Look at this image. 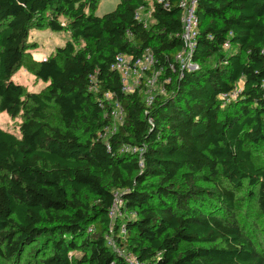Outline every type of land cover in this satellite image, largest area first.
Segmentation results:
<instances>
[{
    "label": "trees",
    "instance_id": "obj_1",
    "mask_svg": "<svg viewBox=\"0 0 264 264\" xmlns=\"http://www.w3.org/2000/svg\"><path fill=\"white\" fill-rule=\"evenodd\" d=\"M100 1L0 0V114L23 116L18 136L0 129V257L18 260L41 239L40 264H127L107 245L112 228L114 245L127 237L128 255L143 264H264L239 228L234 193L220 184L246 182L264 219V169L245 148L264 147V0H198L191 72L176 62L178 0L154 4L148 28L134 18L142 0H118L96 17ZM32 28L68 31L84 48L66 42L37 64L35 78L49 86L30 107L12 76ZM146 50L165 92L149 107L142 85L126 95L110 69L116 56ZM238 84L223 106L219 96ZM114 101L124 120L104 141ZM49 104L61 129L46 121ZM117 193L131 219L113 225ZM75 251L81 256L71 259Z\"/></svg>",
    "mask_w": 264,
    "mask_h": 264
},
{
    "label": "rangeland",
    "instance_id": "obj_2",
    "mask_svg": "<svg viewBox=\"0 0 264 264\" xmlns=\"http://www.w3.org/2000/svg\"><path fill=\"white\" fill-rule=\"evenodd\" d=\"M117 3L118 0H101L94 15L96 17H101L102 15L111 12L112 10H114ZM139 16L143 21H145L147 26H150L152 24L153 21L149 14L148 7L145 6ZM61 22L65 24L64 21ZM28 41L29 47L27 54L25 55L24 62L22 66L18 68L13 74L12 81L22 87L24 92V103L28 104L30 107H33L30 96L34 95L40 99H43L44 96H47L49 86L48 83H43L35 78L34 71L36 70L37 64L53 55L56 48L63 47L66 42L73 43L76 49L84 48V43L80 40H73L71 37V33L68 31L56 33L51 32L45 28L30 29ZM184 68L186 69V71L191 72L197 70L198 66L193 64L190 60L184 63ZM145 79L149 81V83H147V85L145 86V100L148 97H152V95H165V92L162 91L161 83L159 82V74H155L153 76L145 75ZM237 86L241 87V84H238ZM44 114L46 116V121L50 126L60 129L62 128L58 110L55 106L49 104L47 106V109L44 111ZM122 120V111L116 109L115 115L111 119V124L113 125V127H118L122 124ZM22 121V115H19L15 119H11L5 114H0V129L18 136L19 127ZM77 134L82 138H85V136H83L82 134V128L77 131ZM109 136L110 133H107L104 136V141H106ZM245 148L250 151L254 164L264 169V147L247 142L245 144ZM121 154L132 155L133 153L128 151V148L123 147L121 149ZM220 184L222 187L227 188V190H230L234 193V211L239 228L244 237L252 243L254 249L264 257V219L257 208L256 200L254 198V191L247 186L246 182L242 184V187L237 189L230 188L225 182H221ZM201 185L204 187H210L209 184ZM117 195L119 196V193H117ZM130 219L131 216H129V214H125L120 209H117L110 220L113 225H116V223H122L124 220ZM111 236H113L112 228L110 229V235L107 240L109 249L115 253L116 250H120L123 258H128L130 255H128L125 249L128 242L127 237L123 238V236L120 235L123 245L122 248H118L116 245H114ZM42 244L43 241L41 239L37 240L36 243L24 250V252L20 256V259L15 261H6L0 257V264H40L39 262L42 257L47 254V251ZM36 248H38L39 251L38 253L33 255V251ZM80 256L81 254L78 251L71 252L69 254V257L71 259L80 258Z\"/></svg>",
    "mask_w": 264,
    "mask_h": 264
},
{
    "label": "built area",
    "instance_id": "obj_3",
    "mask_svg": "<svg viewBox=\"0 0 264 264\" xmlns=\"http://www.w3.org/2000/svg\"><path fill=\"white\" fill-rule=\"evenodd\" d=\"M144 3L142 6H139L135 11V20L139 23H142L144 28H148L145 21H143L139 14L141 13L142 9L146 6L148 7L149 14L151 16L153 12V5L159 4L163 8H168V2L167 0H142ZM148 2V3H147ZM198 0H178V8L180 10L181 16H180V23H181V34L180 39L183 45L182 51L176 56V62L179 65L181 70H186L184 68V63L191 60V56L194 52V49L197 45V38L199 34V21L196 15V9H197ZM152 18V17H151ZM223 49L228 50L229 49V43L226 42L223 44ZM155 65V58L152 55V53L149 50H146L142 53L140 57H137L133 59L132 57L128 55H118L115 57V60L113 64L111 65V71L115 72L121 83L122 92L126 95H130L134 92L135 89L143 86V91H145V86L147 83H149L148 80L145 79V75L153 76L155 74H160L153 72V68ZM165 84L169 83V79H165L163 81ZM262 86L264 87V81L262 82ZM164 92V90H162ZM241 87H236L229 93V94H221L219 96V100L223 103V106L226 103H229L230 101L234 100L238 93H240ZM156 96V95H155ZM104 97L106 99H110L109 94H105ZM154 99V96L148 97L145 100V105L149 107ZM119 109L122 111L120 104L117 101H114L112 103V111L110 113V124L109 126H106L103 129V134L99 133V137H102L104 139V136L107 133H110V136L114 134L118 127H113L111 124V119L115 115V110ZM123 113V111H122ZM123 120H124V113H123ZM122 120V123H123ZM122 125V124H121ZM128 148V151L132 152L133 154L140 155V149L138 148H132V147H126ZM141 158V157H139ZM141 160L140 164L141 165ZM122 207V202L119 199V196L115 194V200L112 208L110 209L108 213L109 219H111L114 215V212L117 209H120ZM90 231V230H89ZM120 234L124 235L125 230L123 226L121 227ZM116 253L123 257L120 250H116ZM127 264H143L140 263L135 257L129 256L125 259Z\"/></svg>",
    "mask_w": 264,
    "mask_h": 264
}]
</instances>
